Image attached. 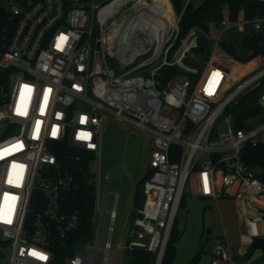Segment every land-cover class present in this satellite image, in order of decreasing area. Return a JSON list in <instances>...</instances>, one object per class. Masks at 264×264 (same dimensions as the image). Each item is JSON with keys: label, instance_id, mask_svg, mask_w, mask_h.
Wrapping results in <instances>:
<instances>
[{"label": "built area", "instance_id": "2783aa9c", "mask_svg": "<svg viewBox=\"0 0 264 264\" xmlns=\"http://www.w3.org/2000/svg\"><path fill=\"white\" fill-rule=\"evenodd\" d=\"M182 16L171 0H0V136L8 135L0 138V264H50L55 248L67 247L79 230L81 213L66 205L76 185L61 151L93 154L94 214L106 213L100 171L108 115L153 138L144 203L119 248L164 254L192 177L200 197L235 200L248 223L256 220L252 211L264 210V166L244 159L248 147L264 145V56L237 60L210 33L209 59L189 66L202 31L193 28L171 55ZM263 26L264 16H226L211 29L264 40ZM218 53L240 66L236 79L224 57L214 60ZM169 66L183 73L165 80ZM255 95L260 115L236 128L234 108ZM118 200L115 194L106 253ZM91 248L63 264H94L86 256ZM233 253L227 239L219 240L210 264H244Z\"/></svg>", "mask_w": 264, "mask_h": 264}, {"label": "rangeland", "instance_id": "374dc122", "mask_svg": "<svg viewBox=\"0 0 264 264\" xmlns=\"http://www.w3.org/2000/svg\"><path fill=\"white\" fill-rule=\"evenodd\" d=\"M191 2L199 4L201 0H186L185 5ZM220 34V30H215L212 35L216 39L215 37ZM220 39L223 41L228 39L237 48V53L241 57L248 55L243 49V33L240 30L229 29L226 33L224 30ZM108 62L112 68L119 71L113 59L108 58ZM187 65L193 66L188 63ZM243 104L241 102L234 110L244 109ZM6 136L8 135L0 138ZM152 144L153 138L149 133L141 131L128 121L116 119L111 115L105 118L102 131L100 198L106 213L103 217L99 213L96 214L95 239L90 244L92 248L86 253L88 259H94V264H129L127 250L119 248V245L120 243L125 245L128 240V230L134 219L135 186L147 172ZM92 167L97 173L98 185V161H95ZM115 194L119 195L117 218L111 249L106 253L104 247L109 239L111 227L109 212L114 208ZM250 216L256 220L248 223L245 213L239 210L233 199L211 200L200 197L195 179L192 177L175 223L180 239L175 244L176 251L171 264H191L197 255H199L197 264H210L212 250L222 239H228L233 245L235 256H243L240 249L241 234L264 238V210L252 211ZM97 234L100 250L95 253ZM246 264H264V251L256 250Z\"/></svg>", "mask_w": 264, "mask_h": 264}, {"label": "trees", "instance_id": "16d2710c", "mask_svg": "<svg viewBox=\"0 0 264 264\" xmlns=\"http://www.w3.org/2000/svg\"><path fill=\"white\" fill-rule=\"evenodd\" d=\"M178 14L183 12L180 22L179 41L171 52L179 45L181 39L188 36L193 28H199L202 32L198 36V46L193 50L194 58H187L186 62L193 66H200L209 59L213 50L215 40L210 38L212 26H218L221 21L228 18L236 22L241 16L245 18H255L256 16H264V3L256 0H201L199 4L194 2L186 4V0H171ZM243 49L248 55L241 57L237 53V48L229 41H221V47L235 59L247 62L256 56H264V40L260 34H245L243 36ZM226 65L231 73H234L231 79H236L239 76L238 64L226 58ZM226 66V67H227ZM183 71L176 66H169L163 69V79L167 80L175 75L182 74ZM244 109L240 111L234 110L235 127L244 128L245 120L260 115L261 111L257 105V96H250L243 100ZM80 155L81 160L77 161L73 157ZM244 159L251 166H264V145L257 148L248 147L244 154ZM62 167L74 177L76 188L70 199L66 202L68 210H78L82 217V223L79 230L75 233L71 243L67 247L58 246L55 248L56 256L50 264H63L67 256L76 254L81 251L86 245L91 244L95 239V205H96V190H95V174L92 171L90 160L93 154L86 151L69 150L57 153ZM69 156V157H68ZM150 170L147 169L146 174L136 183L134 194V219L137 216L144 203V184L149 178ZM184 204V198L181 206ZM40 208L35 206L34 213ZM133 219V220H134ZM180 239V233L173 228L167 248L163 255L161 264H171L175 256L176 242ZM256 250L264 251V240L256 239L251 244L248 250V258H250ZM129 264H157L158 255L147 251L141 247H134L132 250H127ZM199 255H197L191 264H197Z\"/></svg>", "mask_w": 264, "mask_h": 264}, {"label": "crops", "instance_id": "0c3cea01", "mask_svg": "<svg viewBox=\"0 0 264 264\" xmlns=\"http://www.w3.org/2000/svg\"><path fill=\"white\" fill-rule=\"evenodd\" d=\"M215 30H217V29H215V28H213V29H211V36L213 37V32L215 31ZM229 31V29H226L225 30V33L226 32H228ZM223 34H224V32H223ZM223 34H220L218 37H215L216 39H218V38H221L222 36H223ZM263 36H264V27H263ZM225 40H227L228 41V39H225ZM207 199H210V198H207ZM211 200H213V199H211ZM237 203V202H236ZM237 206L239 207V204L237 203ZM243 212L244 213H246L247 212V210H243ZM256 239H261V240H264V238L262 239L261 238V236L260 237H251L250 235H245V234H241V236H240V245H241V247H240V249L242 250V253H243V256H235V254H234V256H233V259L235 260V261H237V262H240V263H246V262H248L249 260H250V258H248V256H247V252H248V250H249V247L251 246V244L254 242V240H256ZM228 240V239H227ZM229 242V241H228ZM229 244H230V242H229ZM230 246L233 248V250H234V247H233V245H231L230 244ZM235 252V251H234ZM212 256V255H211ZM247 256V257H246ZM245 258H247V260L245 259ZM211 260H212V257H211Z\"/></svg>", "mask_w": 264, "mask_h": 264}, {"label": "bare ground", "instance_id": "6f19581e", "mask_svg": "<svg viewBox=\"0 0 264 264\" xmlns=\"http://www.w3.org/2000/svg\"><path fill=\"white\" fill-rule=\"evenodd\" d=\"M170 16H171V19H172V20H171V23H172V25L174 26L175 21L173 20V13H172L171 9H170ZM223 57L226 59V57L224 56V54H222V53H218V55H216V56L214 57V60H215V61H218L220 58H223ZM225 59H224V61H225ZM226 61H227V59H226ZM163 255H164V254H161V255L159 256V260H158L157 264H161V263H162Z\"/></svg>", "mask_w": 264, "mask_h": 264}, {"label": "water", "instance_id": "95a60500", "mask_svg": "<svg viewBox=\"0 0 264 264\" xmlns=\"http://www.w3.org/2000/svg\"><path fill=\"white\" fill-rule=\"evenodd\" d=\"M132 57H133V59H137L138 58V54L134 52V54H132ZM158 260H159V257H158ZM158 260H157V262H158Z\"/></svg>", "mask_w": 264, "mask_h": 264}, {"label": "snow or ice", "instance_id": "6c2138e0", "mask_svg": "<svg viewBox=\"0 0 264 264\" xmlns=\"http://www.w3.org/2000/svg\"><path fill=\"white\" fill-rule=\"evenodd\" d=\"M45 257L41 256V259H44Z\"/></svg>", "mask_w": 264, "mask_h": 264}]
</instances>
